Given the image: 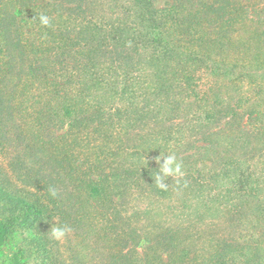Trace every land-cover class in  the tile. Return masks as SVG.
Here are the masks:
<instances>
[{
    "label": "rangeland",
    "instance_id": "374dc122",
    "mask_svg": "<svg viewBox=\"0 0 264 264\" xmlns=\"http://www.w3.org/2000/svg\"><path fill=\"white\" fill-rule=\"evenodd\" d=\"M4 175L10 264H264V0H0Z\"/></svg>",
    "mask_w": 264,
    "mask_h": 264
},
{
    "label": "clouds",
    "instance_id": "9594fccd",
    "mask_svg": "<svg viewBox=\"0 0 264 264\" xmlns=\"http://www.w3.org/2000/svg\"><path fill=\"white\" fill-rule=\"evenodd\" d=\"M39 25L47 28L51 26V18L45 13L38 14ZM164 177L169 175L173 177L183 178L185 176V171L183 169L182 163L179 162L174 154L167 156L164 159V164L159 170ZM157 187L165 189L166 184L161 182V177L159 173L156 175ZM49 195L53 198L57 196V191L55 188H49ZM71 229L65 225L52 224L49 229L50 237L55 240H62ZM21 237L14 234L10 240H5L2 245V251H0V264H10L12 259L11 254L8 252L9 248H12L13 251L16 250L17 244L20 241ZM19 264H34L35 257H29L26 253L18 256Z\"/></svg>",
    "mask_w": 264,
    "mask_h": 264
},
{
    "label": "trees",
    "instance_id": "16d2710c",
    "mask_svg": "<svg viewBox=\"0 0 264 264\" xmlns=\"http://www.w3.org/2000/svg\"><path fill=\"white\" fill-rule=\"evenodd\" d=\"M211 7V6H210ZM221 8V7H220ZM199 16H197L196 15V18H198ZM9 107V106H8ZM11 106H10V108H8V110L6 111V113L7 112H11ZM19 155V154H18ZM17 155V156H18ZM23 155V154H22ZM21 156V155H20ZM19 156V157H20ZM51 161H53L54 163H57L58 164V161H54V160H51ZM16 174L17 175H19L17 172H16ZM17 177H19V176H17ZM19 179L21 180V178L19 177ZM3 180H5L6 182H9L8 181V177L6 176V175H4V179L1 177V179H0V183H2L3 184ZM50 180H52V179H47L46 178V183L47 184H50L49 183V181ZM230 180H232V182H234V184L236 185L237 184V180H234V178L233 179H230ZM4 181V183H6ZM43 179L42 178H39V179H37L34 183V185H40L39 183H43ZM30 182H31V180H30ZM29 182V183H30ZM55 182V181H54ZM33 183V182H32ZM240 183V182H239ZM248 183V182H247ZM6 185V184H5ZM52 185V184H51ZM54 185V184H53ZM239 186H241V185H244V183L243 184H238ZM245 185H247V184H245ZM55 186V185H54ZM53 186V187H54ZM7 187V186H6ZM8 188V187H7ZM55 189H57V185L54 187ZM10 188H8L7 190H3V194L6 196V197H9L10 196V194H12V198H15V199H17V198H19V199H21V201H23L24 203H25V205H26V207H27V209H35L34 210V212H33V214L36 216V218H35V220L37 221L36 222V226H33V228L34 229H36L35 230V232L33 231L32 233L36 236V238H37V240L39 239H42V237H44V235H40V234H38V229H37V226H41L44 222H45V218L46 217H48L49 215H47L45 218H44V213H45V210H47V209H50V205H51V203H52V205H54V206H56L57 205V203H59V202H57L56 200H53L52 199V197L49 195V190H48V192H47V194H43L42 196H40V195H36V196H34L33 195V199L32 200H24L23 198H21L20 196H19V191H18V189H16L15 191H10L9 190ZM38 190H40V189H38ZM16 194H17V196H16ZM95 194H98V197L99 198H101L102 196H103V193L102 192H99L98 190H95L94 192H93V194H91V192L90 191H87V192H85L83 195H82V197L83 198H85V199H87V200H89V198L90 197H92L93 195H95ZM59 194L57 193V196H58ZM100 195V196H99ZM40 196V197H39ZM97 197V198H98ZM50 204V205H49ZM53 208V207H52ZM70 210V206L68 205L67 206V209H65V210H63L62 212H60V215L59 216H61V215H63V212L66 214L67 213V211H69ZM62 217V216H61ZM4 235H5V225L4 224H0V251H2V249H1V242L4 240ZM43 240V239H42ZM224 245H226V244H224ZM236 248V247H235ZM235 248H232L233 250L235 249ZM226 250H223V251H220L217 255H215V258L213 259L214 261H215V263L214 264H220V263H222V257L226 254V253H224ZM216 254V253H215ZM233 255H235V256H239V255H237V254H233ZM243 255H245V254H241L240 256L241 257H243ZM110 263V262H109ZM115 263V261L114 260H112V263L111 264H114ZM13 264H18V263H16V262H14Z\"/></svg>",
    "mask_w": 264,
    "mask_h": 264
}]
</instances>
